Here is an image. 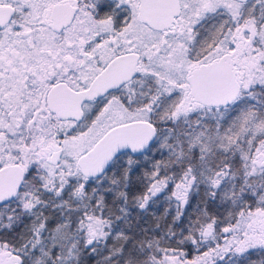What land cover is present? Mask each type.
<instances>
[{
    "label": "snow or ice",
    "instance_id": "6c2138e0",
    "mask_svg": "<svg viewBox=\"0 0 264 264\" xmlns=\"http://www.w3.org/2000/svg\"><path fill=\"white\" fill-rule=\"evenodd\" d=\"M0 264H264V0H0Z\"/></svg>",
    "mask_w": 264,
    "mask_h": 264
}]
</instances>
